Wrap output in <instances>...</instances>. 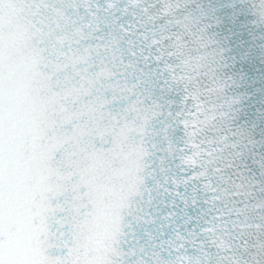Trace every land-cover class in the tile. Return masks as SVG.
I'll list each match as a JSON object with an SVG mask.
<instances>
[{"label": "snow or ice", "instance_id": "snow-or-ice-1", "mask_svg": "<svg viewBox=\"0 0 264 264\" xmlns=\"http://www.w3.org/2000/svg\"><path fill=\"white\" fill-rule=\"evenodd\" d=\"M223 23L0 0V264H264V116L240 122Z\"/></svg>", "mask_w": 264, "mask_h": 264}]
</instances>
